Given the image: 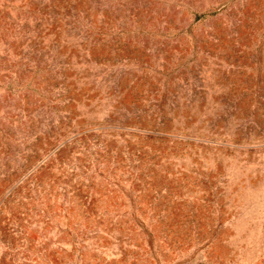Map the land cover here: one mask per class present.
Segmentation results:
<instances>
[{"label":"rangeland","instance_id":"rangeland-1","mask_svg":"<svg viewBox=\"0 0 264 264\" xmlns=\"http://www.w3.org/2000/svg\"><path fill=\"white\" fill-rule=\"evenodd\" d=\"M0 264H264V0H0Z\"/></svg>","mask_w":264,"mask_h":264}]
</instances>
